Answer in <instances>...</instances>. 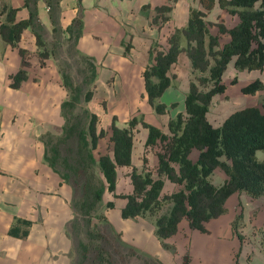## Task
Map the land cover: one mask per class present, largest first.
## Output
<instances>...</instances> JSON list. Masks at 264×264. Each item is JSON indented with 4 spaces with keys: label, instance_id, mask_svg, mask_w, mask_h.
<instances>
[{
    "label": "trees",
    "instance_id": "1",
    "mask_svg": "<svg viewBox=\"0 0 264 264\" xmlns=\"http://www.w3.org/2000/svg\"><path fill=\"white\" fill-rule=\"evenodd\" d=\"M37 1L24 0L29 13L27 18L20 20L15 18L16 8L7 5L1 8L6 19L0 24V35L9 45L16 47L21 56V68L12 76L10 83L13 88L19 87L28 76L25 69L29 65L28 51L18 45L22 31L31 28L37 47H45L37 17ZM176 1L167 0L156 5L152 24L163 28L171 18ZM48 5L53 10L58 2L48 1ZM215 7L236 16L238 21L230 25L227 21L216 22L215 30L210 29L205 18ZM219 36H224L222 43ZM164 37L165 46L155 42L149 49L152 63L142 72L145 96L156 114L163 115L168 111L161 97L171 85L169 71L178 62L179 55L185 53L193 78H190L184 96L183 112L167 119L166 130L136 116L126 126H118L117 117L113 115L109 127L110 147L108 152L99 155L97 161L93 150L107 132L102 128L97 130V115L86 108L82 110L84 120L79 115L70 114L69 111L78 103L81 90L72 84L68 75L62 74L63 83L71 92L61 104L65 124L57 141L50 148L46 143V148L50 165L68 182L72 180L80 188L78 199L71 201L75 215L72 226L79 229L78 218L82 219L88 239L101 237L100 231L96 230V222L92 223L95 218L100 222L108 221L106 215L96 216L95 213L104 190L115 192L119 167L130 168L132 187L130 193L120 195L126 200L120 216L124 219L145 214L154 217L153 233L166 248L170 246L163 240L176 234L182 220H186L191 229L208 233L206 223L227 211L226 203L233 194L264 197V160L256 155L258 150L264 152V100L262 108L250 103L232 111L219 126H213L207 118L212 97L226 89L223 75L230 63L238 71H264V0H197V6H189L185 24L174 26ZM38 56L40 65H43L46 54ZM88 66L93 82L95 67L91 62ZM263 89L264 81L260 78L240 87L243 94L249 95ZM91 98L92 91H88L85 101ZM175 105L176 102L171 103V106ZM138 123L146 130L145 147H158L155 171L146 167L138 170L133 163L134 130ZM95 163L101 176H96ZM217 169L224 176L220 184L211 180ZM170 185L180 187L164 192ZM165 204H170L168 211L160 213ZM113 205L112 201L106 203L108 208ZM241 218L242 212L231 223L236 233V223ZM17 222L29 223L21 219ZM10 233L18 234L13 230ZM26 233L24 230L21 235ZM87 245L79 243L82 250H86ZM182 259L183 264H187L186 254Z\"/></svg>",
    "mask_w": 264,
    "mask_h": 264
},
{
    "label": "crops",
    "instance_id": "2",
    "mask_svg": "<svg viewBox=\"0 0 264 264\" xmlns=\"http://www.w3.org/2000/svg\"><path fill=\"white\" fill-rule=\"evenodd\" d=\"M48 1L55 4L58 2L57 8L50 10ZM166 2L167 0H38L37 17L42 26L40 34L46 44L57 33L60 45L63 41H69L77 54L91 57L95 63L93 81H105L110 76L115 79L119 77L120 81L128 80L137 73L140 74L149 63L151 45L154 42L162 43L164 35L174 26L185 24L189 6H197V0H177L170 13V20L159 29L151 22L155 14L154 7ZM3 5L17 9L16 20L28 17L29 11L24 6V0H0V24L6 19V13L1 12ZM216 9L221 10L218 7L213 10ZM237 21V17L233 16L232 24ZM69 26L71 29H68ZM35 42L32 29L26 28L22 31L18 45L28 51V56L35 57ZM182 45H185V41H182ZM28 61L32 60L28 58ZM178 63L182 65L178 76L180 78H176L175 83L171 80V85L161 97L166 104L179 102V97L183 104L193 75L185 53L179 55ZM20 68L21 56L18 49L5 42L0 35V264H71L74 249L67 231L74 218L71 206L74 190L50 165L46 142L41 138L44 131L63 130L65 119L61 104L68 91L62 82L60 71L51 64L46 67L37 66V70L26 67L27 78L19 87L13 88L10 86L12 76ZM183 70L186 72L184 79L181 77ZM253 79L255 78L247 82ZM263 92L264 89L253 95L243 96L249 98ZM151 123L158 125L156 122ZM120 168L117 169L118 177L122 172L128 173L130 182V168ZM220 173L222 182L224 176ZM112 202L114 207L105 211L108 222L114 227L119 225L125 241L147 249L164 264H175V261L179 263L187 248L188 262L192 260L188 264H195L194 261L199 260L198 258L204 259L207 264H228V260L233 264L228 244L225 247V244L218 242L217 237L208 238L210 233L191 229L188 223L186 230L182 226L184 220L180 222L176 234L163 240L171 247L175 245L178 255L174 260L172 249L164 247L154 235L153 221L140 216L124 219L120 216V210L125 201ZM226 207L228 211V203ZM253 207L250 206L247 209L248 215L244 216L247 227L252 230L264 227V216H260L263 209L259 207L256 215L251 217V211L255 209ZM235 209L232 208L229 213L226 211L215 220L222 225L223 218L228 216L224 221L229 225L223 226V233L232 238L231 247L239 257L243 253L247 256L239 236L230 224L236 213ZM243 209L244 213L243 210L241 212L245 215L246 207ZM18 219L29 223L17 222ZM209 222L210 220L206 227ZM129 223L133 227L131 233L127 234L123 227ZM10 230L18 234L10 233ZM24 230L27 233L22 236ZM146 233L149 245L144 241ZM186 235L193 239L189 241Z\"/></svg>",
    "mask_w": 264,
    "mask_h": 264
},
{
    "label": "rangeland",
    "instance_id": "3",
    "mask_svg": "<svg viewBox=\"0 0 264 264\" xmlns=\"http://www.w3.org/2000/svg\"><path fill=\"white\" fill-rule=\"evenodd\" d=\"M207 16L205 19L209 22L210 29L213 30H215L214 23L225 21V19L228 25L232 24L233 15L229 14L223 9H221L220 11L218 9L212 10ZM219 38L220 43H222L224 40V36H219ZM58 42L59 35L57 33H54L53 37H51L49 41H46L44 48L37 47L36 51H34L35 57H27L32 60L31 62L29 61L28 67L34 70L37 66L46 67L47 64H51L58 71H60L61 75H68L72 81V84L75 87L80 88V98L78 100V103L69 111L70 114L79 115L82 117V110L83 108H86L88 111L93 112L97 115V130L102 128L107 132L106 136H104L98 141L97 147L93 150V155L96 161L98 160L99 155L108 152V148L110 147L109 127L113 115L117 117L116 124L118 126H126L127 122L133 116H136L137 118L143 117L144 120L150 123L156 122L158 123V126H161L164 130H166L165 123L167 119L172 116H175L178 112H183L184 102L182 104L183 100L181 97L178 96L180 100L177 99L179 102H177L175 106H171V103L173 102L168 103V111L165 114L159 116L155 115L156 113L148 104L145 96L142 77V72L144 69L141 70L140 74L137 73L135 75L136 77L129 76L132 79L129 78L128 80L120 81L119 77L115 79V77L110 76L105 81H101V79H98L97 82H91V69L88 66V62H92L95 65V63L92 61L93 59L87 55L85 56L77 54V50L74 49L73 45L69 41H63L62 45H60V43ZM161 42L162 43L160 44H163L162 46H165V40ZM40 53L46 54V58L43 61V65H40V58L38 56V54ZM151 63L152 56L150 58L149 63H147L145 67ZM180 68H182V65L177 62L169 71V74L172 76L171 78L174 83L175 81H177L176 78H180L178 77L181 71ZM185 74L186 72L185 70H183L181 75L183 79L185 77H183V75ZM191 78H193V75L191 76ZM252 78H260L264 81V71H238L233 67L232 63L228 65L223 75V82L226 84V89L223 93L216 94L212 97L207 112V118L213 126H219L229 113L245 105H249L250 103L257 104L262 108L261 102L264 100V92L258 93L257 96L245 98L240 90V87L247 83V80H250ZM67 91L68 93L66 99H68L71 94L70 90L67 89ZM88 91H92V98L85 101V94ZM262 109L264 110V108ZM82 120H84L83 117ZM62 133L63 130L61 132L59 130L44 131V133L41 134V138L47 143V148H50V145L52 143L54 144L57 141V137L60 136ZM145 136V128H143L138 123L134 130L133 162L138 165L136 166L138 170H141L143 167H146L147 169L155 171L157 165L156 153L158 151V147H145ZM256 155L258 159H264L263 151L258 150L256 152ZM195 156L196 154L194 153L193 158H195ZM94 168L96 176H101L98 171L99 169L97 163L94 164ZM120 169L121 168L119 167L118 170ZM220 172L221 171L217 169L212 174L211 180L214 184H217L221 181L219 175L221 174ZM127 175L128 173L122 172L120 173V177H117V186L115 192L112 193L109 192L107 189L104 190L102 201L99 204V207L95 213L96 216L100 214L105 215V211L110 208L106 207V203L109 200H114L115 202L126 201L124 198L120 197V195L130 193L132 190ZM61 177L64 182L70 184L73 187L74 194L72 199H78V197L80 196V188H78L72 180L68 182L62 175ZM179 187L180 186L178 185H170V187L164 189V192L178 189ZM114 194L118 196H115ZM227 203L229 206L227 213L231 212L232 208H236L234 218L242 210V212L244 213L243 208L246 207L245 215L242 213V218L239 219L236 223V225L238 226L236 230L237 234L240 235V238L238 237V239L241 241V245L244 246V250L247 253V256L243 253L239 257V255H237V253L235 252V249L231 247L232 238L226 236V234L223 233V226L229 225L227 224L228 222L224 221L228 217L227 215L223 218L222 225L220 224V222H218V220H210L207 227H209L208 233H210L211 236H209L208 238L217 237L219 240L218 242L225 244V247L226 244H228L230 255L229 257L233 261V264H264V227L254 228L252 230L249 229V226L247 227V224L244 221L245 217L248 215L247 209L252 205L255 209L251 211L253 214L251 215V217H254L256 215V210H258L259 207L263 209L260 216H264V197L251 198L248 195H245L244 193H235L229 198V201ZM169 207L170 204H165L162 206L159 212H166L168 211ZM143 218L146 220L154 221V217L149 214H145ZM81 220L82 219L78 218L79 229L78 227L77 229H74L71 222L67 231V235L70 237L74 249L73 257L71 258V264H164L158 258L157 255L152 254V252L148 251L147 249H143L135 244L125 241L122 237V232L119 225L117 227H114L108 221L100 222L97 218H95L92 223L96 222V230L100 231L101 237L97 236L93 239H88L82 226L83 221ZM186 223L187 221L184 220L182 226L183 228L185 226V229L187 230L188 227H186ZM132 227L133 224L129 223L127 226L123 227V230L127 234H130L132 231ZM186 238H188L189 241L193 239L190 235H188ZM217 238H214V240H216ZM145 240L147 245H149L147 233L144 237V241ZM181 240H183V238H181ZM79 241L83 244H91L89 246L87 245L86 250H82L79 246ZM169 249H172L174 253L173 258L175 260L177 258L175 256L178 255V253L175 252V245H173L172 247L170 246ZM185 254L188 256V248L185 249L184 253H182L179 263H176V261L174 263L183 264L182 258ZM83 255L85 256L83 257ZM198 259L199 260H196L197 262L194 261L195 264H207L204 259ZM190 261L192 260H189V262ZM189 262L187 261V264ZM210 263L212 264V262ZM228 264H230L229 260Z\"/></svg>",
    "mask_w": 264,
    "mask_h": 264
}]
</instances>
